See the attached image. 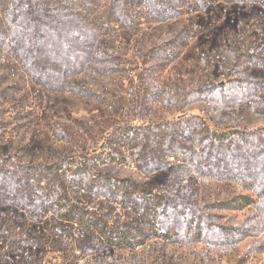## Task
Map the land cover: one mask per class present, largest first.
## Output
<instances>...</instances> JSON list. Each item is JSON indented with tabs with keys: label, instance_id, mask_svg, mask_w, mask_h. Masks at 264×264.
Instances as JSON below:
<instances>
[{
	"label": "rangeland",
	"instance_id": "374dc122",
	"mask_svg": "<svg viewBox=\"0 0 264 264\" xmlns=\"http://www.w3.org/2000/svg\"><path fill=\"white\" fill-rule=\"evenodd\" d=\"M28 26L49 34L52 50L42 54L52 65L71 42L84 66L35 83L11 53ZM71 29L90 34L81 41ZM26 34L23 59L36 57ZM0 39L9 47L0 44V170L17 162L38 176L14 170L12 182L30 189L19 205L0 202V264H264V192L197 173L206 163L198 145L211 135L264 138V0H0ZM246 83L255 90L243 101L201 92ZM78 166L85 178L74 183ZM127 187L148 199L143 214L121 203ZM241 195L255 204L241 207ZM167 202L239 229L240 239L211 246L150 235L133 248L108 245L111 228L147 229ZM70 209L88 225L63 220Z\"/></svg>",
	"mask_w": 264,
	"mask_h": 264
},
{
	"label": "trees",
	"instance_id": "16d2710c",
	"mask_svg": "<svg viewBox=\"0 0 264 264\" xmlns=\"http://www.w3.org/2000/svg\"><path fill=\"white\" fill-rule=\"evenodd\" d=\"M87 5L88 4L85 2L81 5V7H85ZM163 9L165 11L171 10V8L168 7H163ZM146 10L147 9H145V11ZM34 26H28L27 28L24 27L21 29L20 32L22 33V36L18 38L14 37L17 41L10 44H12L11 53L19 60L20 64L24 68L23 70L31 79L35 81V83L49 85L51 82L49 78L52 77L53 73L58 75L61 73L66 76V74L72 70L71 64L77 63L82 67L84 66L82 65V62L80 63L76 61V59H78L76 51L79 49L71 42L63 43L62 53L60 56L64 58V62H61L60 59H56L52 65L49 59L44 58L42 54V52L46 49L52 50L51 41L48 36L49 34L41 32V35H39ZM67 32L71 36L79 37L81 41L86 40L85 38H87L90 34L89 31L85 30H81L79 31L80 33H76L71 29V31L67 30ZM26 33H32L33 40L35 41V50L33 52L36 53V57L23 59L18 55V48L19 46L25 44L26 38H28ZM1 40L2 39H0V44L5 50H7L9 48L7 45L8 43L1 42ZM54 53L56 52L54 51ZM25 62H29L30 67H28ZM254 90L255 89L252 87L251 83H246L237 89L232 88L227 90V88H219L216 92H210L208 89H204L201 90V92L204 94L203 98H205V100L217 99L221 103H230L245 100V98L254 92ZM192 134L193 132L191 130L186 129V138H191L190 136ZM198 148L200 150V154L204 156V159H206V163L203 165V171H199V169H197L198 174L202 173L203 176L210 178L235 182L242 189L250 191V193H252L256 198H260L263 195V137L247 131H232L228 134L217 133L211 135L209 141L204 145H198ZM196 156L197 159H200L199 155ZM94 160L97 161V159ZM7 166H14L15 173H23L26 174L28 178L32 177L35 180L38 179V176L35 175L33 172L34 168L32 167L24 168L17 162H11L10 164H7ZM14 170L9 169L6 172L0 170V195L4 197L3 200L0 201L1 204L19 205L16 198L20 193H27L26 191L30 189V183L25 185V183L29 182L28 180L26 182L24 181L23 184H14L12 182V179H15V176L13 175ZM76 170L78 172L70 176L74 183H77L79 179L85 178L83 175H79L82 173L79 166ZM181 171L182 170H179L178 172ZM107 186L110 185L107 184ZM111 186L114 188L118 185L115 182H112ZM105 188L106 187L101 184V187L97 189V192L100 193V191ZM31 189L34 191L35 186H32ZM119 190L121 195L120 201L123 205H125V207L133 208L139 214L144 213V209H140V207L147 208L148 199H146V197L144 198L140 195L135 188L132 189L131 187H127L125 189L120 188ZM238 200L241 207H249L252 204H255L254 198L249 195H241L238 197ZM45 205H48V202H45ZM158 209L159 211H157L153 216L155 220L154 218L150 220L147 229L142 227H133L129 224L122 227L111 228L110 231L105 228L106 231H103L102 233L103 236H105V234H107L106 232L109 231L108 234L110 235V238L107 239L108 245L111 247L121 246L124 248H133L144 244L145 237H150V235L165 239H174L179 242L194 240L211 246L225 244L227 239L235 241L240 239L239 229L232 230L230 228L217 225L193 207L183 205L182 203L167 202L164 203L162 207H158ZM62 219L68 222L77 223L81 226H86L89 223L86 214L80 213L78 215L75 209H70L69 213L62 216ZM130 228H132V230H130Z\"/></svg>",
	"mask_w": 264,
	"mask_h": 264
}]
</instances>
